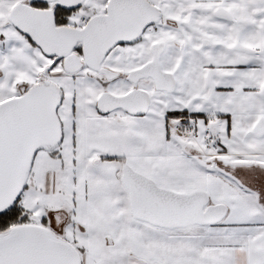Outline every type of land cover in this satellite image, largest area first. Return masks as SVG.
Listing matches in <instances>:
<instances>
[{
    "label": "snow or ice",
    "instance_id": "6c2138e0",
    "mask_svg": "<svg viewBox=\"0 0 264 264\" xmlns=\"http://www.w3.org/2000/svg\"><path fill=\"white\" fill-rule=\"evenodd\" d=\"M0 264H264V0H0Z\"/></svg>",
    "mask_w": 264,
    "mask_h": 264
}]
</instances>
